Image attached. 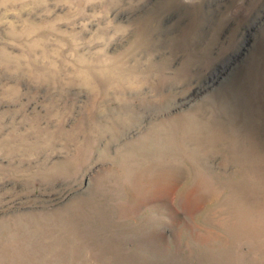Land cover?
<instances>
[{"label":"rangeland","instance_id":"1","mask_svg":"<svg viewBox=\"0 0 264 264\" xmlns=\"http://www.w3.org/2000/svg\"><path fill=\"white\" fill-rule=\"evenodd\" d=\"M64 2L48 0L52 15L33 21L71 15L74 10L55 7ZM105 2L111 4L107 16L97 18L101 8L89 6L71 24L57 25L59 31L80 32L82 42L103 37L80 54L103 49L105 58L118 57L138 26L148 27L152 45L129 59L132 86L109 94L106 115L95 116L102 128H93V137L89 124L78 137L85 144L95 140L79 179L89 188L83 197L66 198L63 182L49 188L40 174L63 166L62 141L78 128L88 99L82 90L61 99L59 110L72 114L65 112V135L51 148L32 159L27 145L46 141L30 133L9 153L0 149V264L10 228L32 231L49 258L67 247V264H262L257 249L264 240V0ZM120 29L127 34L116 36ZM148 66L159 80L145 77ZM24 91L17 104L0 100V117L8 113L3 122L12 125L15 117L24 133L30 125L21 123L23 117L39 115L41 127L55 133L61 124L51 119L55 110L49 114L47 89L38 95ZM8 131L0 132V141ZM101 153L118 157V185L77 213L78 201L93 195V180L106 174ZM64 213L69 215L51 231L24 217L5 221Z\"/></svg>","mask_w":264,"mask_h":264},{"label":"clouds","instance_id":"2","mask_svg":"<svg viewBox=\"0 0 264 264\" xmlns=\"http://www.w3.org/2000/svg\"><path fill=\"white\" fill-rule=\"evenodd\" d=\"M89 6H98L101 11L99 16H107L110 3L105 0H87L83 4L71 3L65 0L64 3H57L56 8L65 7L74 10L71 15L59 17L54 21H46L37 24L32 17L43 19L51 16L48 11V0H0V100L5 103L17 104L21 95H27L24 89L36 90L39 94L40 89H47V95L51 98L48 106L49 114L55 110V115L51 119L59 121L61 127L55 133H47V128L41 127L39 115L29 117L25 115L21 123L27 122L30 126L26 132H19V126L15 123L7 125L3 121L8 113L0 117V132L10 129L3 140L0 141V149L9 153L16 147V141L23 139L30 133L35 134L37 139H44V144L29 143L27 148L34 155L32 159L44 149L51 148L59 141L63 132L62 124L67 116H71V111L65 108L59 110L60 101L66 97L70 90L79 89L87 96L86 103L82 106L81 117L77 129L73 133L67 134V139L62 141L64 147L61 151L66 153L67 158L62 167L52 169L46 173H40L44 179V184L52 188L59 183L66 185L64 192L66 198L72 196L83 197L89 191L88 186L79 183L80 176L84 174L88 158L95 148V140L85 144L79 141V135L91 124L88 129L91 136L96 135V131L102 128V125L96 124L95 116L99 113L106 115L105 102L109 94L116 91H122L125 87H131V81L128 71V61L136 53L147 50L152 45V34L147 26H138L130 38L128 48L115 58H105L103 49L95 52L80 54V49L85 47L89 49L95 44L101 43L103 37L93 38L86 42L81 41V33L76 31H59L57 25L71 24L72 21L85 15V8ZM43 10V11H38ZM86 28V26H85ZM127 29H120L116 36L126 35ZM115 39V36L112 37ZM18 49L16 54L9 49ZM135 67V66H133ZM145 77L152 78L153 82L160 79L159 74L152 66L145 70ZM19 115V112L16 113ZM109 122H111L109 120ZM96 131H93L92 129ZM42 133L45 135L41 136ZM51 136L52 139L48 137ZM100 163L105 167L106 174L96 177L92 182L93 195L90 199H80L77 213H83L89 205L101 202L105 197L111 195L118 185L121 174V165L116 156L108 157L101 153ZM95 169L85 175V180L91 178ZM5 178L7 170H5ZM40 188L36 186V192ZM55 195L56 193H51ZM35 195V193H28ZM35 203V202H33ZM68 213L45 217L36 216H18L9 217L6 222H11L19 217L38 224L46 226L50 231L61 226L64 216ZM46 222V223H45ZM4 259L2 264H67L65 253L67 247L54 257H48L47 252H42L39 245L35 243V236L32 231H25L20 228L8 229L3 236ZM257 251L260 253V260L264 264V240L261 241Z\"/></svg>","mask_w":264,"mask_h":264}]
</instances>
